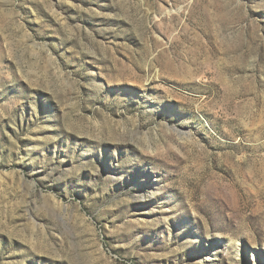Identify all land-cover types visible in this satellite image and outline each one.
<instances>
[{"label":"rangeland","instance_id":"374dc122","mask_svg":"<svg viewBox=\"0 0 264 264\" xmlns=\"http://www.w3.org/2000/svg\"><path fill=\"white\" fill-rule=\"evenodd\" d=\"M0 264H264V0H0Z\"/></svg>","mask_w":264,"mask_h":264}]
</instances>
